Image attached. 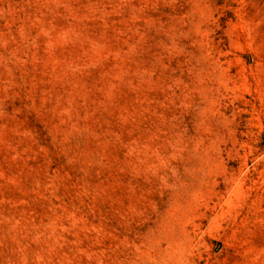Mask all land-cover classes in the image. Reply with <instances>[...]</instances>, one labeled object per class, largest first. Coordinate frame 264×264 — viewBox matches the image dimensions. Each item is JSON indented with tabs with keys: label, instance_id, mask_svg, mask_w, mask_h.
I'll list each match as a JSON object with an SVG mask.
<instances>
[{
	"label": "rangeland",
	"instance_id": "rangeland-1",
	"mask_svg": "<svg viewBox=\"0 0 264 264\" xmlns=\"http://www.w3.org/2000/svg\"><path fill=\"white\" fill-rule=\"evenodd\" d=\"M0 264H264V0H0Z\"/></svg>",
	"mask_w": 264,
	"mask_h": 264
}]
</instances>
